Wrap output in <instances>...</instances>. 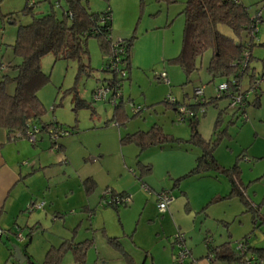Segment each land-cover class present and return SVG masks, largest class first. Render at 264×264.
<instances>
[{"label": "rangeland", "instance_id": "1", "mask_svg": "<svg viewBox=\"0 0 264 264\" xmlns=\"http://www.w3.org/2000/svg\"><path fill=\"white\" fill-rule=\"evenodd\" d=\"M186 1L175 0L174 3L165 0L81 1L93 14L110 10L112 27L110 38L113 43L133 37L130 49L131 66L120 81L119 96L122 99L120 97L117 101L107 102L91 100L97 86H106L113 77L112 73L104 71L103 62L108 55L100 51L99 43L94 38H88L86 50L88 55L81 62L88 68L82 71L75 60H55L50 54L41 59V70L49 77L48 84L37 93L39 102L44 107L41 121L44 124L57 122L63 131L71 133L70 136L57 140V143L62 140L69 144L67 150L71 164L66 159L60 164H54L57 167L62 164L61 168H66L65 174H59L60 177H56L52 187H49L51 188L49 191L59 197L56 199V207L49 212L52 201L45 199L44 193L49 191L44 188L39 199L35 200L38 201L35 205L42 207L25 212L22 224L26 217L33 219L27 227H22L21 233L25 241L30 238V243L23 245L15 235H9V240L6 239V235L2 236L0 264H17L8 249L11 247L22 248L32 264H43L49 253L59 254L58 264H75L73 252L68 248V244H76L86 239H93L94 245H89L86 249L83 264H153L151 258L146 256L147 251L156 254L155 262L159 264L158 254L162 253V247L167 251L170 249L173 264L174 256L179 251L175 239L178 233L183 235L184 245L188 251L191 248L194 253L195 249L204 253L205 246L213 237L217 238L219 234L225 237L226 228L230 227V232L234 234L233 238L252 232L250 237L264 244V222L258 226V222L264 216L263 82L259 83L257 91L260 95V106L258 108L248 106L243 117L235 118L234 109L227 106L230 99L224 98L202 107L204 112L201 108L196 112L198 132L203 139L214 144L213 156L218 164L226 170L234 171L231 170L229 174L219 172L217 178L214 172H209L210 176L206 175L205 178L194 176L176 179L182 163L187 158V163L191 165L187 167L188 164H185L188 169L184 176L194 167L197 148L191 144L183 145L191 138L189 123L179 121L181 120L179 113L174 111L171 105L163 103L164 100L169 97L178 101L185 99L186 104L195 105L194 92L200 88L204 93V99L210 102L212 98L217 97L215 89L219 84L227 83L225 79H212L206 71L211 58L210 51L197 59V70L189 76H186L178 65L168 63L164 59L165 55L174 58L180 52L184 24L181 9ZM240 1L252 16L256 13L261 16L256 45L252 48V59L248 68L249 71L255 72L256 76H260L264 72V48L260 46L264 41V0ZM27 5L33 6L31 14H21ZM66 10L64 0H0V68H5L8 64L18 65L21 62V58L12 54L11 47L19 26H26L31 23L32 18L42 17L50 12H54L55 16L60 18ZM11 13H17L14 22L6 18ZM162 71L168 74V83L157 82L155 79ZM2 74L0 71V78ZM13 74L9 69V75ZM238 82L240 90L245 92L248 89V74L243 75ZM13 89L14 86L8 87L9 94ZM244 94L251 102L254 93L251 91ZM75 96L83 100L88 107L75 109L73 102ZM120 101L122 102L120 111L127 115L123 120L114 117L116 104ZM226 106V113L220 114V109L225 110ZM35 125L40 127L39 124ZM153 125L162 129L171 144L163 145L162 148L148 147L142 151L135 144H123L121 139L126 135L139 131L148 132ZM40 134L43 140L38 144L42 146L43 151L57 154L58 146L53 148L52 139H49L50 133L42 131ZM176 144L189 147L191 150L183 153L180 151L182 147L177 148ZM99 152L105 154L106 165L101 173L102 177L108 180L110 188H114L113 184L129 186V183H133L146 193L142 192V196L149 199L152 190H158L162 186L172 188L174 182L179 181L177 185L180 184V188L170 194L172 195L170 205L175 202L173 196L181 199L175 202L180 210L175 219L182 220L186 229L178 230L173 222L171 224L164 222L161 224L162 229L158 231L157 227L162 223L160 217L162 214L158 212V208L159 215L148 219L151 216L149 209H144L141 203L133 207L131 201L128 208L120 207L118 211L105 208L100 211H106V214L100 216L99 211L93 218L89 217L91 212L86 208L88 206L86 199L93 196L95 186L93 188L90 186L91 180L85 175L91 171L90 166L102 160L103 156H99ZM181 170L180 172H184ZM75 171L83 176L79 180L80 184ZM232 179L242 181L243 185L239 186V182L236 185L243 192L247 205L241 201L239 195L222 197V200L211 202L212 195L216 198L217 195L228 194ZM105 190L106 188H100L99 200L97 199L95 204L99 203V206L104 204L102 197ZM182 192H185L186 196H183ZM66 202H69L70 207ZM61 207L64 208L61 211L62 217L57 219L53 211ZM152 219L155 223H152ZM222 220L226 223L225 226ZM239 220L242 222L241 225L238 223ZM104 222L107 231L104 229ZM32 226L37 229H29ZM137 226L138 231L135 232ZM207 231L210 235L204 238ZM108 238H118L122 249L115 248L108 242ZM189 262L187 260L185 264Z\"/></svg>", "mask_w": 264, "mask_h": 264}, {"label": "trees", "instance_id": "2", "mask_svg": "<svg viewBox=\"0 0 264 264\" xmlns=\"http://www.w3.org/2000/svg\"><path fill=\"white\" fill-rule=\"evenodd\" d=\"M81 1L64 0L67 10L63 11L60 18L55 16L54 12H50L45 16L32 18L31 23L26 26L21 25V27H18L14 44L11 47L12 54L21 58V62L13 66L8 64L5 66V70L0 68V71L3 72L0 78V128L7 130L10 135L15 136L18 134L22 137H27L30 132L34 134L35 128H37L35 124H39L38 130L50 133L53 147L59 146L57 140L61 137L59 136L57 139L52 137L55 136L54 130L61 128L57 126L56 122H51L50 124L42 123L41 117L44 114V107L37 96L39 89L43 88L49 81V77L42 72L40 66L41 59L46 54L52 55L55 60H75L79 64L80 71L88 68L86 65L81 64L82 60L88 55V51H86L88 38L96 39L99 43L100 51L104 55L109 54V49L111 48V39L109 38L111 35V20L108 21L105 18L111 17L110 10H106V12L101 14H93L89 12L86 5ZM165 1L169 3L175 2V0ZM32 8L33 6H25L21 14L30 15ZM181 15L184 18L181 49L175 58L169 59L167 62L178 65L182 72L189 76L194 70H197V59L210 51L211 58L206 71L212 79L220 78L227 81L225 84H227L228 94L212 98L210 102L205 99L204 103H196V106L190 107L202 108L208 103H216L219 99H229V95L234 96L235 93H246L240 90V83L238 82L245 74H248V89L254 93V97L251 102L246 98L245 107L235 109L233 115L241 117L246 114L248 106L259 107L260 95L257 91L259 90V83H264V72L257 77L255 72H251L248 69L252 59V48L256 45L255 40L258 34L255 36L251 35L253 23L248 9L241 4L240 0H187ZM6 18L14 22L17 18V13L9 14ZM259 23H261V18ZM219 25L228 28L233 38L219 33L217 30ZM132 41L133 37L123 40L125 53L121 62L124 63L125 70H129L131 66L130 49L133 44ZM260 46L264 48V41L260 43ZM246 53L248 56L244 57ZM9 69L12 70L13 75H9ZM104 71H108V69L104 68ZM231 79L233 80L232 82ZM122 80L115 81L114 77H112L108 82V86L115 85ZM157 80L162 82L159 76ZM10 86H14L11 94L8 92V87ZM73 102L75 109L88 107L77 96L74 97ZM120 103L116 106V117L119 114L117 111L121 109L122 104ZM163 103L167 104L166 99ZM227 106H229V102ZM196 119V116H194V118L186 120L189 123L191 138L189 141L182 142L198 145L201 149V155L198 156L194 168L183 178L199 177V175L208 171L228 174L231 170L234 171V169L226 170L217 163L213 156L214 144L206 142L200 137L196 129L198 123ZM217 123L215 128H217ZM121 140L123 144H135L141 151L148 147L162 148L163 145L171 144L169 143V137L163 134L162 129L157 125H153L148 132L139 131L126 135ZM146 169L149 171L148 167ZM235 181L238 182L235 179L231 180V195H239L241 200L247 204ZM175 187L177 188V183ZM118 196L124 195L118 194ZM110 207L117 208L116 206ZM3 235H5V232ZM248 238L250 239V235L245 236L239 242L246 241L247 249L250 252ZM109 243L119 248L120 243L117 239L109 238ZM89 245V243L85 242L79 245L68 244V248L73 252L76 264H83L85 251ZM226 248V246H223L213 249L215 262L216 260H221L227 263L233 260L237 261L238 264L239 255L236 254L235 248L233 252ZM11 250L9 248L10 252ZM210 254L214 255L213 253ZM249 254L252 255L251 253ZM208 256L209 254L207 258ZM59 258V254L49 253L43 264H58ZM254 261L257 262L255 257ZM215 262L211 264H215ZM26 263L32 264L27 256Z\"/></svg>", "mask_w": 264, "mask_h": 264}, {"label": "crops", "instance_id": "3", "mask_svg": "<svg viewBox=\"0 0 264 264\" xmlns=\"http://www.w3.org/2000/svg\"><path fill=\"white\" fill-rule=\"evenodd\" d=\"M181 10H183V9H181ZM248 13H249V16L251 17L252 15L249 12V10H248ZM11 14H16V13H11ZM111 30H112V27H111ZM217 30L219 31V33L223 34L224 36L229 37V38H233L232 33H230L231 31L228 28H226L225 26L219 25L217 27ZM110 37H111V35H110ZM125 40H128V39L126 38ZM107 55H110V51H109V54H107ZM176 56H174V58ZM130 57L132 59V55H130ZM165 57L166 58H164V59H166V61H168L169 59H173V56H166L165 55ZM160 73H164L167 77H169L165 71H162ZM155 79L156 80L158 79L157 75L155 76ZM157 82H160V81L157 80ZM221 84H223V83H221ZM215 91H216V89H215ZM245 92L248 93V92H251V90L246 89ZM121 99H122V97H121ZM187 99H188V97H187ZM193 99H195V98L193 97ZM175 100L177 101L176 104H173V105L168 104V105H171L172 107H174L173 108L174 111L178 112L177 108H179L180 106H185L186 108L190 109L196 116V112H197L198 107H196V108L190 107V106H196V104L195 105H188L187 104L188 105L187 106L185 103V99H183L182 101H178L177 99H175ZM120 104H122V102ZM116 105H118V103ZM121 108H122V105H121ZM256 108H258V107H256ZM201 109H202V112H204V108H201ZM120 110L121 109H119L117 111L119 113L117 115V117L116 116H114V117L123 120V118L127 117V115L124 114V112L120 111ZM226 110L227 109L221 111V109H220L219 112H220V114L221 113L225 114ZM234 117L236 118V116H234ZM186 122H188V121H186ZM58 125L59 124L57 123V126ZM58 127H61V126H58ZM37 128H35V129L39 132H37L35 134V141L34 142H30L29 140H27L26 136L22 137L18 134L15 136H12L8 133L7 130L0 128V229L3 232H5L7 240L10 239L9 235L18 236L19 234H21L23 236V234L21 233V231L23 230L22 227H27L28 224L33 219V217H29V218L26 217L24 224H22V220L26 216L25 212L28 211V206L30 204H36V202H38L35 200L39 199L44 188H46L48 191L51 189L49 187H52L56 177H60L59 174H63V175L65 174L66 168H61L62 164L59 165L58 167L54 164H60V162L63 161L64 159H66L67 162L69 164H71V162H70L71 160L68 157V150H67L69 147V144L60 140V141H58L59 146L57 149V151H58L57 154H53L51 151L45 152V151H43L42 146L38 144V142L40 140H43L42 139L43 137L40 134L42 131L38 130ZM196 129L198 132V123H197ZM70 135H71V133L70 134L68 133L67 136H63L62 138H66ZM199 135H200V133H199ZM121 137L122 136H120V138ZM200 137L202 138L201 135H200ZM62 138H59V139H62ZM203 140L206 142H210V140L209 141L205 140V139H203ZM187 144L193 145L190 142L186 143V145ZM183 145H185V143H183ZM176 146H178L177 148L182 147V150H180V151L183 153H185L187 151L189 152L191 150V148L186 147V146H181V145H177V144H176ZM193 146H195L197 148V149H195V151H196L195 157L196 158H195V162L193 164V166H195L198 156L201 155V149L198 147V145L197 146L193 145ZM43 148H44V146H43ZM49 149L51 150L52 147H50ZM163 149H161V150H163ZM122 154H123V152H122ZM98 155L103 156L102 160L97 161L94 166H90L91 171H89V173L85 175L87 178H89V180H91L90 186L92 188L95 186L94 187L95 191L92 194L93 196L86 199L88 201V206H86V208L88 209V211L91 212V215L89 217L93 218L95 214H97L100 210L105 209V208H111V209H114L117 211L120 209V207L112 208L110 206H104V205L99 206L98 201H97L98 204H95L96 200L97 199L99 200L98 197L100 195V188L101 189H103V188L104 189L105 188L111 189V191L114 194H116V195L122 194L125 197H126V195L130 194L132 197L131 204L133 207H136L138 204L141 203L142 207H144V209L145 208L149 209V213H151V216H149L148 219L155 217L156 214L159 215L157 212V208H155V207H156V197H157L156 195L160 191H163L165 189V190H168V192L170 191V193H171L173 190L180 188V184L177 185V188L175 187V184L177 182H174L172 188H166V187L162 186V188H160L158 190H152V188L149 187L150 190L153 191V193L149 194V197H150L149 199L148 198L145 199V197H143L142 195H143V193L144 194H146V193L141 191L140 188L138 187V185H135L133 183H129L130 184L129 186H126V185L125 186H119L118 184H113L114 188H110V186H109L110 184L107 182L108 180L106 178H103L102 173H101L102 169L106 165V163L104 161L105 160V157H104L105 154L99 152ZM213 155H214V153H213ZM214 158H215V156H214ZM187 160H188V158L181 165V169L184 172H180V170H181L180 169L178 171V174L176 175V177H177L176 179L183 178L184 175L187 173L186 169H188V168H186V166H185V164L187 163ZM215 160H216V158H215ZM217 163H218V161H217ZM190 165L191 164H188L187 167H190ZM143 167L146 168L147 166L146 167L143 166ZM193 168H191V169H193ZM222 168H224V167H222ZM209 172H214L215 178H217L219 176L218 172L208 171V172H205V173L199 175V177L198 176H196V177L205 178L206 175H209L208 174ZM79 173L80 172H76V176L78 175L77 176L78 177V180H77L78 183H79V180L81 179V177H83ZM139 180H141V179H139ZM237 180L239 182V186H241L242 181L240 179H237ZM235 182H237V181H235ZM231 188H232V185H231ZM238 188L240 190V187H238ZM240 192H241V190H240ZM241 193H242V196L244 197L243 192H241ZM44 195H45L46 200L52 201L51 207L49 208V212H51V210H53L54 207H56V205H55L56 199H58L59 197L56 194L54 195L50 191L48 193H44ZM182 195L186 196V193L182 192ZM233 196H236V194L231 195V189H230V191L228 192V194H226V196H218L217 195V196H215L216 198H214L212 195L213 198L211 197V202L214 200H222L223 199L222 197H229L230 198ZM173 197L175 198V202L178 200L181 201V199H178V198L176 199L175 196H173ZM246 199L249 202L248 197ZM69 200L70 199H68V201ZM175 202H173V204L170 205V207L168 208L166 213L160 215V217L162 218L161 219L162 223H160L159 227H157L158 231L162 229L161 224H164V222L166 224H169V223L171 224L173 222L174 227L178 228V230H181V229L185 230L186 229V225H185V223H183L182 220L179 221V219L178 220L175 219L177 217V215H179V213H180L179 207H176ZM66 204H68L69 205L68 207H70L69 202H66ZM245 205H247V204H245ZM128 207H129V205L127 206V208ZM124 208H126V207H124ZM63 209L64 208H62V207L60 209L56 208L53 211L54 217L57 219H60L62 217L61 211H63ZM90 209H92V210H90ZM39 212L40 211H38L37 214H39ZM45 213L48 214V212H45ZM117 213H119V212H117ZM104 214H106V211H104V212L100 211V216H102ZM121 215L122 214L120 213V220L122 219ZM32 216H34V215H32ZM148 219H147V221H150ZM154 221L155 220H153L152 223H155ZM222 222L225 226L226 223L223 220H222ZM262 222H264V216H263V219H261V221L258 222V226H260L262 224ZM238 223L241 225L242 222L239 220ZM251 223H253V218L251 219ZM258 226H257V228H259ZM105 227H106V224L104 222V229H105ZM29 229L34 230L37 228L35 226H32ZM226 229H227L226 230L227 233H226L225 237L222 234H219V236L217 238H214L211 235V237H213V240L211 241L209 246H207V245L205 246V252L204 253H202L201 251H198L196 249L194 250L195 251V253H194L193 249L189 248L190 249L189 250L190 251V257H191L189 259V261H190L189 264H211L207 261V255L210 253L214 254L213 249H217L219 247H223V246L225 247L226 246L227 247L226 249L233 252L235 245H236L235 243H238L239 240H242L245 236H248V235H250V233H252V232L246 233V234H243V236H234L235 238H233L234 234H233V232H230L231 227L226 228ZM105 230L107 231V229H105ZM260 230H262V227L260 228ZM134 231L135 232L138 231V226L135 228ZM208 232L209 231L206 232V234H208V236L205 234L204 238L209 237L210 233H208ZM156 235L158 236V233ZM131 238H133L132 235H131ZM115 239H118V238H115ZM255 239L253 240L251 237L249 239V246L251 249V251L249 253H251L253 255V257L256 258V261H257L256 264H264V244L257 242L258 240H255ZM30 241L31 240L29 238L26 241L23 239L20 242L23 245H26V244L30 243ZM2 242H3V240H2ZM84 242L89 243L90 245H94L93 239H86L83 241H79L76 244L79 245V244L84 243ZM108 242H109V238H108ZM4 245H5V243H4ZM120 245H119V248H117V249H122V246H120ZM159 246H160V252H161V245H159ZM18 248H19L18 250H20L22 257L24 258V262L21 264H24V263H26V256L27 255L24 254L25 252L23 253L22 248H20V247H18ZM162 248H163L162 253L160 255L158 254V257H159L158 263L159 264H171V251H169L170 249L167 251V249H165L164 247H162ZM11 249H12L11 255L13 256V259H14L15 247H11ZM146 256H149L151 258L152 263L156 264V262H155L156 261V257H155L156 254H154L153 251H149V252L147 251ZM214 256H215V254H214ZM127 257H129V256H127ZM14 261H15V263H17V261L15 259H14ZM17 264H20V263H17ZM215 264H237V261L232 260V261L226 263V262H222L221 260H216Z\"/></svg>", "mask_w": 264, "mask_h": 264}, {"label": "built area", "instance_id": "4", "mask_svg": "<svg viewBox=\"0 0 264 264\" xmlns=\"http://www.w3.org/2000/svg\"><path fill=\"white\" fill-rule=\"evenodd\" d=\"M251 21L253 23L252 25V31H251V35L255 36L258 32V26H259V21L261 16L259 15V13L254 14V16H251ZM106 20H111V17H106ZM111 39V38H110ZM125 46H124V42L123 40L118 41L117 43H113L111 41V48L110 50V55H108V57H106L105 62L104 63V68L108 69V71L110 73H112L115 81H119L122 80L124 78V76L126 75V70L124 69V63L121 62L123 59V55L125 53ZM248 56V54L246 53L244 57ZM245 62V61H244ZM1 69L5 70V68L1 67ZM159 78L162 82H167V76L164 73H161L159 75ZM120 82L116 83L115 85H109L108 84L106 86H97V88L93 91L92 93V99L94 102H107V101H117L121 96H119L120 93ZM256 88V87H254ZM217 91V97L223 96L224 94H228L227 93V84L223 83V84H219V86L216 88ZM194 97H195V103H204L205 99H204V93L202 92V90L200 88L195 89L194 92ZM228 98L230 99L229 102V106L232 109H239V108H243L246 105V96L245 94H240V93H235L234 96L233 95H229ZM167 104H175L176 100L174 98H167L166 99ZM179 115L181 116V122H186V120L188 119H192L194 118L195 114L188 108H186L185 106H180L179 108H177ZM134 110V109H133ZM136 112V111H135ZM139 111H137L136 113H138ZM244 115V114H243ZM243 115L241 117H243ZM55 136H53V139H57V137H61L62 136H66L68 135V132H65L61 129H55ZM38 131L35 130L34 134H32L31 132L28 133L27 135V140H29L30 142H34L35 141V134ZM171 193L168 191H162L160 193H158L157 196V202H158V212L160 214H164L167 212L171 202H172V196L170 195ZM104 200V206H116V207H127L131 201V197L129 195L125 196H121L119 197L118 195L114 194L112 191H109L108 189H106L104 191V196L102 197ZM42 207V205L40 206ZM39 206L37 207V205L35 204H30L28 206V211L31 210L33 211L35 208L38 209L40 208ZM4 232L0 229V236H3ZM23 236L21 234H19L17 236V238L19 239V241H22ZM176 239V244H178V253L175 254L174 256V262L173 264H185L187 260H189L190 257V253L189 251L186 249L185 245H184V237L183 235H181L180 233L177 234V236L175 237ZM249 239V238H248ZM210 243V242H209ZM235 251L236 254L239 255V262L238 264H256V262L254 261V257L252 255H250L247 249V243L246 241H241L238 243H236L235 245ZM207 261L209 263H214L215 262V256L212 254H209Z\"/></svg>", "mask_w": 264, "mask_h": 264}, {"label": "water", "instance_id": "5", "mask_svg": "<svg viewBox=\"0 0 264 264\" xmlns=\"http://www.w3.org/2000/svg\"><path fill=\"white\" fill-rule=\"evenodd\" d=\"M19 248L15 247V256L14 259L17 261V263H23L24 262V258L22 257L20 250H18Z\"/></svg>", "mask_w": 264, "mask_h": 264}]
</instances>
